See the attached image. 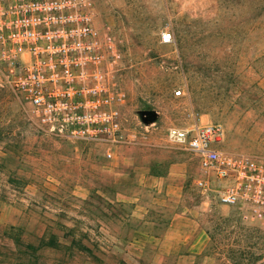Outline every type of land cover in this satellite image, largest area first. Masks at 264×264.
<instances>
[{
	"label": "rangeland",
	"instance_id": "1",
	"mask_svg": "<svg viewBox=\"0 0 264 264\" xmlns=\"http://www.w3.org/2000/svg\"><path fill=\"white\" fill-rule=\"evenodd\" d=\"M91 2L121 49L109 76L128 139L106 159L39 132L0 60V264H264V223L201 194L197 159L166 135L220 125L221 149L264 160V0Z\"/></svg>",
	"mask_w": 264,
	"mask_h": 264
},
{
	"label": "built area",
	"instance_id": "2",
	"mask_svg": "<svg viewBox=\"0 0 264 264\" xmlns=\"http://www.w3.org/2000/svg\"><path fill=\"white\" fill-rule=\"evenodd\" d=\"M91 0H0V60L35 128L102 145L106 159L128 139L126 94L110 73L121 49L93 21ZM171 34L164 32L161 43ZM181 91L175 95L180 96ZM167 139L197 159L201 194L264 223V160L221 149L220 125L172 126Z\"/></svg>",
	"mask_w": 264,
	"mask_h": 264
},
{
	"label": "crops",
	"instance_id": "3",
	"mask_svg": "<svg viewBox=\"0 0 264 264\" xmlns=\"http://www.w3.org/2000/svg\"><path fill=\"white\" fill-rule=\"evenodd\" d=\"M146 175V187L150 188V189H153V190H158V189H161L163 188L164 186V177L161 174H159L156 170L152 169L151 167H148V172L145 174ZM177 198H174V201L172 200H167L166 201V204L167 205H170L168 203H173V206L175 207H178L179 206V202H180V197L179 196H176ZM182 213L179 212L178 214V217L181 216ZM176 227H174V225H170L164 232L163 236L166 237L170 231L172 230H175ZM140 238H143L144 240H147V239H157L156 236L154 235H149V234H146V235H141ZM201 247L199 248L198 247V250H200Z\"/></svg>",
	"mask_w": 264,
	"mask_h": 264
},
{
	"label": "water",
	"instance_id": "4",
	"mask_svg": "<svg viewBox=\"0 0 264 264\" xmlns=\"http://www.w3.org/2000/svg\"><path fill=\"white\" fill-rule=\"evenodd\" d=\"M144 115H145L144 122L146 123L153 121L155 118V113L153 111L145 112Z\"/></svg>",
	"mask_w": 264,
	"mask_h": 264
}]
</instances>
